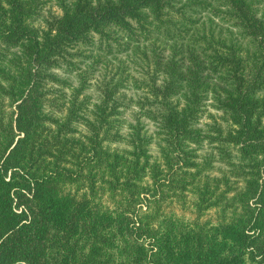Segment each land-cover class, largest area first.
<instances>
[{"label":"trees","instance_id":"obj_1","mask_svg":"<svg viewBox=\"0 0 264 264\" xmlns=\"http://www.w3.org/2000/svg\"><path fill=\"white\" fill-rule=\"evenodd\" d=\"M55 1L0 0V264H264L256 0Z\"/></svg>","mask_w":264,"mask_h":264},{"label":"rangeland","instance_id":"obj_2","mask_svg":"<svg viewBox=\"0 0 264 264\" xmlns=\"http://www.w3.org/2000/svg\"><path fill=\"white\" fill-rule=\"evenodd\" d=\"M206 2H210V0H206ZM255 4H256V8H257L258 12L260 13V15L264 16V0H256ZM52 13H54V14L60 13L59 8L56 4V1L55 0H46L45 7L42 11V18H48ZM199 17H200V24H201L200 28L201 29L204 28V29H206V31L215 29L217 34H219L223 38H227L228 40L230 39L231 35H234V36L237 35V32L228 28V26L223 25L222 22L220 21V19L213 16V14H209L207 12L200 11ZM37 24H42V23L40 21H38ZM123 40L127 41L126 39H123ZM127 52L128 51H124V52L118 53L116 55H113L115 57L112 56V59L116 58L117 60L118 59L125 60L127 58ZM133 52L134 51L129 52L130 57L127 59V61H128L127 63H131L132 60L135 62L141 61V59H142L141 51H139V53H137V54H135L136 52L135 53H133ZM115 63H117V61ZM131 64H133V63H131ZM132 67H135V66L133 65ZM132 67H131V69H132ZM114 68L115 67H113V70H114ZM213 105L214 104H213L212 99H210L206 102V105H205L206 113L202 117L203 122H206V123L209 122V115L208 114L219 115V113L216 112L215 109L213 108ZM125 118L128 121H131V111L130 110L129 111L127 110L125 112Z\"/></svg>","mask_w":264,"mask_h":264}]
</instances>
